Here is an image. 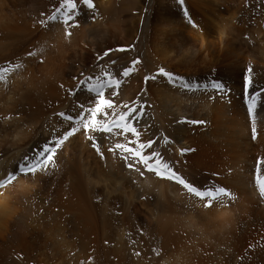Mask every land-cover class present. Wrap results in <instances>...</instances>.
Segmentation results:
<instances>
[{
  "label": "bare ground",
  "instance_id": "bare-ground-1",
  "mask_svg": "<svg viewBox=\"0 0 264 264\" xmlns=\"http://www.w3.org/2000/svg\"><path fill=\"white\" fill-rule=\"evenodd\" d=\"M11 1L0 0V69H9L0 81V181L12 172L17 177L0 188V264L42 257L49 229L61 264H154L164 247L171 255L159 264H175L178 257L185 264H264V199L255 183L258 162L264 177V9H252L263 2L156 0L144 16L135 0V9L120 10L115 25L110 16L93 19L92 9L81 4L67 27L63 17L40 23L55 11L44 9L51 0H21L31 9H16ZM141 34L144 54L121 67L119 95L110 88L105 97L117 106L144 105L140 142H156L146 154L158 152L171 169L178 163L194 173L184 180L196 188H222L231 196L204 207L207 198H195L142 165L129 169L119 151H109L126 143L122 136L82 127L58 150L54 166L18 174L25 157L75 126L56 113L75 117L78 105L93 106L87 91L69 94L84 77L94 78L78 59L94 60L119 46L131 50ZM72 45L80 53H72ZM134 60L140 63L132 74L121 77ZM53 179L56 186L44 193ZM202 228L212 234L196 232ZM154 236L149 248L146 239Z\"/></svg>",
  "mask_w": 264,
  "mask_h": 264
},
{
  "label": "snow or ice",
  "instance_id": "snow-or-ice-1",
  "mask_svg": "<svg viewBox=\"0 0 264 264\" xmlns=\"http://www.w3.org/2000/svg\"><path fill=\"white\" fill-rule=\"evenodd\" d=\"M82 3L89 9L95 7L92 0H82ZM76 12V0H60L59 7L47 17L46 21H40V23L46 25L48 22H55L58 18L63 17L61 22L67 27H71L73 26L71 22L74 20ZM109 51H106L103 56H107ZM116 51H125V49H117ZM29 55H33V53H29ZM103 56L98 57V59H103ZM139 63V60H134L131 66L126 67L120 73V76L125 79L129 77L135 70V66ZM16 67H20V65H16ZM8 71L9 69L6 68L0 69V81L5 80V73ZM249 71L251 72V69ZM160 74L166 75L169 80L172 79L171 74L164 73L163 70H161ZM154 78L155 77H145V81L147 82L148 79ZM73 79L76 78L74 77ZM122 83L123 80L116 78L110 72H105L103 78L97 77L94 79L93 77H84V79L80 80L75 90H69V94L75 95L77 92L87 91L94 97L93 106L85 107L84 105H78L81 108V112L75 117L63 112L56 113V115L62 120L75 126L70 127L62 135H54L46 144L41 146L39 152H37L31 159L25 157L24 163L19 166V172L27 175L29 173H35L37 170L47 169L49 165L54 166L58 150L69 139V137L75 135V133L82 127L85 133L102 132L111 136H122L126 140V143H115L109 148V151L113 152V154L119 151L120 158L125 161L129 169L139 170L135 166L142 165L144 171L154 173L161 179H168L179 184L189 194L194 195L201 200L207 198L208 203L204 205L205 207H210L212 201L219 199L221 196L230 197L231 193L222 188H217L214 191L211 189L205 191L198 190L186 182L176 172L172 171L170 165L162 159L158 152L152 151L146 154L148 149H151L156 142L153 140H149L147 143L140 142L139 127L140 121L144 116V105L133 102L132 104H122L117 106L113 100H109L105 97V91L110 88L114 90L112 93L113 96L119 95V88ZM214 87L218 90H223L222 85L220 84H216ZM251 99L255 100V96H252ZM117 107L126 108L127 111L120 112L119 115H117ZM108 110H112L111 115H109ZM248 111L250 114L252 113V104H249ZM98 117H103V119L98 120ZM116 129H119V132L115 131ZM129 134L131 138H129ZM87 138L92 141L93 148H95L97 153L103 158V154L100 152V146L97 144L94 136L88 135ZM106 138L108 137L106 136ZM252 138H256L255 128H253ZM165 143H167V141H165ZM132 145H135V147H132ZM129 161H131V163H129ZM256 172V188L260 197L264 199V177H261L260 175L259 162ZM141 175H143V173H141ZM15 179L16 175L9 173L5 180L0 181V188L6 187ZM136 255H140V253L137 252Z\"/></svg>",
  "mask_w": 264,
  "mask_h": 264
},
{
  "label": "rangeland",
  "instance_id": "rangeland-1",
  "mask_svg": "<svg viewBox=\"0 0 264 264\" xmlns=\"http://www.w3.org/2000/svg\"><path fill=\"white\" fill-rule=\"evenodd\" d=\"M14 1H11V5H16L17 6L16 9H18L19 7L21 9H31L28 6H25L23 3H21V0L20 1L18 0L19 3H21V4H19L18 1H16V0H14ZM155 1L156 0H138L139 3L137 5V9H140V8L141 9L142 8L145 9L144 16H147L151 12V9H154V5L153 4H154ZM261 1L264 4V0H261ZM12 2L14 4H12ZM92 2H93V0H92ZM101 2H102V4H103V2L105 4L101 5ZM76 3H77V7H81V4H83L82 3V0H76ZM59 4H60V0H51L48 3V5L46 7H44V9H56L57 7H59ZM93 4L96 6V7L92 8V11H93V19L98 18L99 16H106L107 18L110 16V18H108V22L111 25L116 20V18L120 16V10H123V9H135V6H136L135 0H112V1L111 0H105V1L104 0H94ZM237 8H238V5L235 4V9H237ZM252 9H264V7H260L259 8V7H256L255 6V8H252ZM51 14L52 13L48 14V16L51 15ZM110 20H112V21H110ZM74 21H75V18H74ZM92 22L95 24L94 21H92ZM115 24L116 23H114L113 25H115ZM141 30H143V29H141ZM143 40H144V34L143 35L141 34L135 40L134 45L132 46L131 50H129V49L125 48V47L123 48V46L122 47L119 46L118 48H115L114 50H112L111 52H109V54L107 56H103V59H98L97 58V59H94V60L93 59L86 60V59H83V57H80L81 60L78 59L77 65L78 64L79 65L82 64L84 66V74L89 75L91 73L90 75L93 74L94 75V79L97 78V77L103 78L105 72H110L113 76H115L117 78L118 73H119V71H121V67L122 66H125L126 64H128L130 62V60H133L134 59V57L139 56L141 58V56L144 54ZM75 46H79V45H74V46L72 45V53L74 52V50L75 51H78L79 48H80V46L79 47H75ZM141 48H143V49H141ZM117 49H125V51H116ZM80 56H81V54H80ZM87 61H89V62H87ZM86 63H87V65H86ZM110 100H113L114 101V99H110ZM116 112L117 113H120V109H119V111H116ZM121 112H124V110H122ZM117 115H119V114H117ZM252 137H253V135H252ZM168 164L171 165L169 162H168ZM175 165H176V168L173 167L175 169V172L182 173V176L183 177L185 176L184 179H187L186 176H188L191 179H194L195 178L196 175L194 176V173H192L191 171H189V170H188V172L187 171L186 172L185 171H182L181 166L178 165V163H176ZM189 174H193V175H189ZM53 180L55 181V179H53ZM201 180H202L201 182H205L206 183V181H204V179H201ZM54 181H52L51 183L48 184L49 187L48 186L45 187V189L43 191L44 193L49 192L52 187H55L56 186V181L55 182ZM189 183L192 186L195 185L192 182H189ZM196 186H198V185H195V187ZM216 186H217V184L211 185L212 189H215ZM224 207L225 208H228V207H226L225 204H224ZM219 215H221L223 218L227 219L226 216H224L222 214H219ZM142 227L145 228L144 225H142ZM202 229H196V232L197 231H199V232H202L203 231V232L212 234L211 233V230L210 231L209 230H206L207 228H202ZM187 231L189 233H191L190 230H187ZM212 232H214V233L217 232V229L216 228L213 229ZM49 233H51V234H49ZM52 235H53V237H52ZM54 235H55L54 230L49 229L47 231L45 243H43V246H42V248H43L42 252L44 254L42 255V257H37L36 255L32 254V256L27 261V262H29V264H40V261H43V263H44V261L46 259H47L48 263L51 262L49 264H52V262H53V264H61V262H60L61 260L57 261L56 258H58L60 254H61L62 257L60 256L58 259H60V258L64 259V257L62 255V251L58 248L59 247V244L57 243L56 239L54 238ZM155 238L156 237L154 236V238L148 237L146 239V243H147V245H148L149 248H151V246L154 244ZM178 239L180 240V238H178ZM159 241H160L159 239H156L157 248L160 246ZM192 242L193 241H192V233H191L190 238H189L187 244L191 246L192 245ZM56 248H57V250H56ZM165 248L166 247L163 248L164 250L162 249L161 253L153 260L152 263L159 264L160 262H164V259H169L170 258L169 255H171L170 252L172 250L167 249V248L165 249ZM221 248L227 249V245L225 243H223V245L221 246ZM42 252H40V253H42ZM55 252L57 254H59V255H57ZM176 260H178V262L175 261V264H185V261H180L179 257L176 258ZM71 261H72V258H71ZM18 262H20V264H25V262L22 261V260H19ZM76 262H77V259H76L75 263Z\"/></svg>",
  "mask_w": 264,
  "mask_h": 264
}]
</instances>
